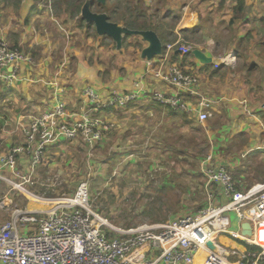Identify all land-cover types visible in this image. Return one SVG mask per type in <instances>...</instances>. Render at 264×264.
Instances as JSON below:
<instances>
[{
	"label": "crops",
	"instance_id": "crops-1",
	"mask_svg": "<svg viewBox=\"0 0 264 264\" xmlns=\"http://www.w3.org/2000/svg\"><path fill=\"white\" fill-rule=\"evenodd\" d=\"M86 1L92 12L108 18L105 9L120 0L104 4L97 0H0V38L33 59V64L19 66L10 86L0 83V156L23 142L22 129L30 116L49 112L58 101L64 103V114L57 121L79 118L91 107L83 92L89 86L101 101L114 92L137 93L128 104L91 112L114 125L95 145L109 160L108 166L114 168L118 160L127 159L130 172H137L141 157L131 156L137 149L129 144L147 145L153 157H171L175 152L187 160L194 153L188 146L193 140L208 147L207 154L216 165L226 166L238 192L264 184V0H132L131 6L139 1L143 16L134 15V23L150 28H129L137 32L122 34L119 41L97 34L93 25L79 20ZM143 31L156 33L162 46L179 40L190 47L185 55L171 51V60L197 75V90L210 102L211 116L205 122L193 111L181 113L150 100V93H169L174 88L153 75L161 53L150 59L149 66L143 50L150 43ZM53 147L49 149L52 154L66 150L65 145ZM68 153L72 160L75 154L70 149ZM89 162L94 166L98 160ZM186 166L180 163L177 169L184 168L188 175ZM28 167L29 156L23 154L17 160L20 176L7 168H0V173L10 183H25ZM262 224H255L251 236L258 229L259 234L264 232ZM232 227L230 238H222L224 245L242 248L236 242L240 225Z\"/></svg>",
	"mask_w": 264,
	"mask_h": 264
},
{
	"label": "built area",
	"instance_id": "built-area-1",
	"mask_svg": "<svg viewBox=\"0 0 264 264\" xmlns=\"http://www.w3.org/2000/svg\"><path fill=\"white\" fill-rule=\"evenodd\" d=\"M189 50L179 40L162 46L161 61L152 68V73L174 90L152 92L149 98L172 110L193 111L200 122H205L211 116L210 102L197 90V75L177 63H168L171 51L185 55ZM24 63L33 64L31 55L0 38V81L5 86L17 79L19 66ZM83 92L91 107L71 122L57 121L64 114L61 101L47 113L30 116L22 129L23 142L0 156V168L15 174L18 157L26 154L32 173L48 147L62 141L80 140L94 147L114 125L91 112L122 106L137 97V93L114 92L101 101L91 87ZM200 172L207 199L202 210L162 224L140 226L125 237H110L105 232L102 227L105 223L90 206L86 181L78 184L71 197L49 210H15L0 224V264H193L199 250L205 252L203 264H264V245L247 241L260 250L240 252L213 238L217 233L230 232L225 214L230 211L235 212L238 225L247 221L252 231L256 223L264 224V184H255L245 193L238 192L232 173L226 166L216 165L211 154L201 161ZM2 180L0 173V185ZM5 205L6 199L0 198V209ZM244 207L246 210H242ZM239 237L243 241L246 238ZM209 241L213 249L207 245ZM143 245L146 249L139 253L137 250Z\"/></svg>",
	"mask_w": 264,
	"mask_h": 264
},
{
	"label": "rangeland",
	"instance_id": "rangeland-1",
	"mask_svg": "<svg viewBox=\"0 0 264 264\" xmlns=\"http://www.w3.org/2000/svg\"><path fill=\"white\" fill-rule=\"evenodd\" d=\"M125 14L122 4V9H116L114 18L123 21ZM171 56L172 52L168 63L175 62L171 60ZM85 98H87L86 95ZM27 123L28 120L26 125ZM111 130L112 128L108 132ZM188 143L189 150L194 153L190 154L187 160H183L175 152H172L171 157H153L147 153V145L129 144L132 150L137 149L132 151L131 156L141 157V161H137L139 168L135 166L136 173L130 172L131 168L128 166L127 159L118 160L119 163L114 168L111 165L108 166L110 162L101 155L99 144L85 149L78 141H62L55 145H65V152L55 154L50 153L49 150L55 145L49 146L34 171L29 172L27 182L16 186L15 183L20 181H14L13 185L7 179L2 180L0 198L6 197V205L0 209V223L8 220L15 210L32 212L51 209L62 199L71 197L81 181L87 182L90 206L105 223L102 227L110 237H125L140 226L162 224L178 217L194 214L202 210L207 202L201 174L197 167L206 156L208 147L196 145L198 142L193 140ZM69 149L72 155L75 154L72 160L68 153ZM196 155V158L192 157ZM91 158L98 160L96 165L90 164ZM180 163L183 166L187 165L188 175H184V168H180V171L177 169ZM19 171L21 172L22 169L16 167L13 175L20 176ZM128 172H130L129 176L126 175ZM225 214L229 219L228 230L233 231L232 226L237 223L235 212L230 211ZM228 233H217L213 238L224 245L222 238H230ZM238 234L240 235V232ZM249 237L244 238L245 243L249 241ZM250 240L254 244L264 245V232L259 234L258 229ZM226 245L227 243L224 246ZM241 245L242 248H232L240 252L247 250L243 243ZM253 251L257 253L255 250L250 252ZM204 257L203 253H199L195 264H203ZM232 259L235 260L236 257Z\"/></svg>",
	"mask_w": 264,
	"mask_h": 264
},
{
	"label": "water",
	"instance_id": "water-1",
	"mask_svg": "<svg viewBox=\"0 0 264 264\" xmlns=\"http://www.w3.org/2000/svg\"><path fill=\"white\" fill-rule=\"evenodd\" d=\"M98 2L104 4L106 0H97ZM90 2H85L84 6L81 9V16L85 21L95 27L97 34L107 35L113 38L114 40L119 41L122 34H134L137 31L126 28L124 26H119L115 23H112L108 20L105 14H97L90 10ZM146 40L149 41L150 45L145 50H143V56L147 60H150L153 56L161 53L162 44L160 43L159 38L156 33L152 31H143L140 32ZM253 234L251 224L247 221H243L240 224V235L243 237H249ZM207 245L210 248H214L212 243L209 241Z\"/></svg>",
	"mask_w": 264,
	"mask_h": 264
},
{
	"label": "trees",
	"instance_id": "trees-1",
	"mask_svg": "<svg viewBox=\"0 0 264 264\" xmlns=\"http://www.w3.org/2000/svg\"><path fill=\"white\" fill-rule=\"evenodd\" d=\"M131 1L132 0H120V1H117L115 4H113L112 6H106L107 8L105 9V11L109 14L108 16V20L112 19L113 21H119L118 19H115L114 17V14L116 13V9H122V4H123V8H125V15L123 17V21H120L122 22V25L128 27V28H139V29H147V28H150L148 26H144L143 24H139V23H134L135 21L133 20L134 18V15H138L140 16L142 19H143V16H141L140 14L142 13V10L140 8V5H139V1H134L133 5L131 6ZM128 16V17H127ZM80 21H84L85 19L81 16V18L79 19ZM89 24V23H88ZM87 24V25H88ZM165 44V43H164ZM0 83L3 84V82L0 81ZM151 100V99H150ZM134 101V100H133ZM152 101V100H151ZM132 102V101H130ZM153 102V101H152ZM129 102H127L126 104H128ZM158 104V103H157ZM113 106H109V107H106V108H112ZM120 107V106H119ZM183 113V112H181ZM238 243H243L247 250H255V251H259L260 250V247L256 246V245H253V246H249V244L245 243L244 241L242 240H236Z\"/></svg>",
	"mask_w": 264,
	"mask_h": 264
},
{
	"label": "bare ground",
	"instance_id": "bare-ground-1",
	"mask_svg": "<svg viewBox=\"0 0 264 264\" xmlns=\"http://www.w3.org/2000/svg\"><path fill=\"white\" fill-rule=\"evenodd\" d=\"M64 199H65V198H64ZM64 199H62V201H63ZM46 202H47V201H46ZM55 204H56V203H55ZM44 210H46V209H44ZM47 210H49V209H47ZM248 240L251 241L250 238H249ZM145 249H146V246L143 245V246H141L137 251H138L139 253H142ZM199 253H203V254L205 255V252H204V251L199 250L198 253L196 254L194 260H193V264H195V259H196L197 255H198Z\"/></svg>",
	"mask_w": 264,
	"mask_h": 264
},
{
	"label": "clouds",
	"instance_id": "clouds-1",
	"mask_svg": "<svg viewBox=\"0 0 264 264\" xmlns=\"http://www.w3.org/2000/svg\"><path fill=\"white\" fill-rule=\"evenodd\" d=\"M241 224V223H240Z\"/></svg>",
	"mask_w": 264,
	"mask_h": 264
}]
</instances>
